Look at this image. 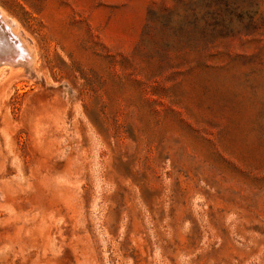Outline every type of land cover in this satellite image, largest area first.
Instances as JSON below:
<instances>
[{"label":"rangeland","instance_id":"obj_1","mask_svg":"<svg viewBox=\"0 0 264 264\" xmlns=\"http://www.w3.org/2000/svg\"><path fill=\"white\" fill-rule=\"evenodd\" d=\"M0 16V264H264V0Z\"/></svg>","mask_w":264,"mask_h":264},{"label":"bare ground","instance_id":"obj_2","mask_svg":"<svg viewBox=\"0 0 264 264\" xmlns=\"http://www.w3.org/2000/svg\"><path fill=\"white\" fill-rule=\"evenodd\" d=\"M0 17L3 20V22L0 20V58L5 62H18L20 58H24L27 54H29V52L26 51L27 49L20 42V38V41H17L18 39H15L14 36H16L17 33H13L11 27L8 26L7 22L2 18V16Z\"/></svg>","mask_w":264,"mask_h":264}]
</instances>
